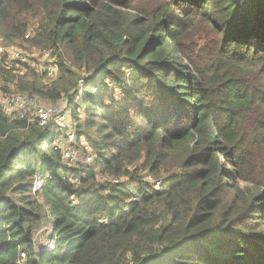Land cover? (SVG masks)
<instances>
[{
  "label": "trees",
  "instance_id": "obj_1",
  "mask_svg": "<svg viewBox=\"0 0 264 264\" xmlns=\"http://www.w3.org/2000/svg\"><path fill=\"white\" fill-rule=\"evenodd\" d=\"M128 1L0 0L6 42L54 50L47 96L94 157L66 164L56 126L0 109V264H264V0ZM8 60L7 93L27 67Z\"/></svg>",
  "mask_w": 264,
  "mask_h": 264
},
{
  "label": "rangeland",
  "instance_id": "obj_2",
  "mask_svg": "<svg viewBox=\"0 0 264 264\" xmlns=\"http://www.w3.org/2000/svg\"><path fill=\"white\" fill-rule=\"evenodd\" d=\"M125 1H128V0H113L114 4L118 7L124 6ZM128 3L131 7L135 8L136 10L141 12L144 10V8L150 9V8L154 7L157 4V0H129ZM130 12H132L134 15L136 14L135 10H133V9ZM33 32H34V28H30L28 34L32 35ZM15 42L16 43H14L13 45L9 44L8 42H6V40L3 37L0 36V44L1 45L12 46V48L18 49L25 56L29 55V57H27V61H26L27 67L20 66L18 68L19 71H16V74L18 76H21L20 79L18 80V85L20 84V86L22 88H24L25 91L20 90L19 86L15 82V83L9 84V89L11 92L7 93L2 88H0V93L22 94V95L30 96L33 100H36L38 106L46 107V108H53V109L58 110V111H68L67 104H65L64 101L59 100L57 102H54V100L52 98H50V96L49 97L47 96L46 92L47 91L50 92L54 89L55 84L58 82L60 73L58 74L57 79L54 81L50 82L46 79V76H45L44 71H43V63L41 62V59L39 57H37V55L39 53H42L44 50L38 49V48H33L30 43H25L24 41L17 40ZM61 54L67 60L68 65L71 66V63L68 60V54L64 50L61 51ZM71 68H73V67L71 66ZM73 69L78 74L85 75L84 71H79L75 68H73ZM34 89L42 90L44 93L34 92ZM1 98H2V95H0V99ZM82 112H85V108L82 109ZM69 113L70 112L68 111V115H70ZM35 117L36 116H35L33 110L28 111L26 114L27 119H33ZM79 120L86 122V121L90 120V117L88 114L83 113L80 116ZM71 122H72V119L70 118V116H68V119H66V121L64 123L60 124V122H59L56 124V127L60 131V134L64 133V135L67 139L66 142L62 143L61 142L62 139L59 138L58 141L56 142V144H58L60 146V148L62 150H64V154H65L64 162L66 164H68V160H73V157H74L75 158L74 162L69 163L70 166L76 167L77 162H83L85 164L90 165V163L88 162L89 155L86 156L82 152V150L79 149V147H78L79 145L75 141V135H76L75 129L73 128ZM32 124H35V123H32ZM51 127H54V126H51ZM71 135H74V139L70 138ZM84 138H86V137L84 136ZM93 164L94 163H92V166H93ZM135 169H136V166L131 167V171L132 170L134 171ZM33 186L36 188V191L42 188L41 180L38 177L34 178ZM34 200L35 201L33 203V207L35 209L34 212L36 214V219H37L38 223L36 224V228L33 232V237H34L35 241H39V240H42V238L47 235L48 230L50 228L49 223L51 221V217H49V210L46 207L45 200L41 196V194L38 196H34ZM26 260H27V255L23 259V261H21V264H25Z\"/></svg>",
  "mask_w": 264,
  "mask_h": 264
},
{
  "label": "built area",
  "instance_id": "obj_3",
  "mask_svg": "<svg viewBox=\"0 0 264 264\" xmlns=\"http://www.w3.org/2000/svg\"><path fill=\"white\" fill-rule=\"evenodd\" d=\"M30 34L26 35V39H29ZM0 55L9 56L8 62L20 61L26 62L27 57L22 52L12 46H4L0 44ZM43 63V71L46 74V78L49 81L56 79L58 73V57L54 55V50H46L37 55ZM2 98L0 99V109L8 114V116L19 119L27 120L29 124L35 123L42 128L56 126L57 123H64L68 119V115L63 111H58L53 108H46L37 105L36 100H33L30 96L22 94H4L0 93ZM34 111L35 118L27 119L26 114L28 111ZM80 111V110H79ZM62 128V127H61ZM74 139V135L70 136ZM83 149L90 154L91 150L88 146L87 140L81 141ZM94 157L89 155L88 162H93ZM113 180V179H112ZM147 181L153 184L156 188L161 186V182L155 181L152 177L148 176ZM114 183H119V180L114 179ZM26 257V254H21V259L18 264Z\"/></svg>",
  "mask_w": 264,
  "mask_h": 264
}]
</instances>
